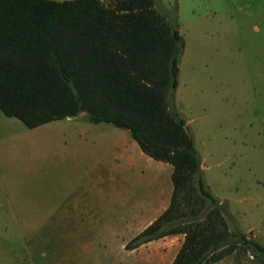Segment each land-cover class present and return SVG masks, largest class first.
Wrapping results in <instances>:
<instances>
[{
	"label": "rangeland",
	"instance_id": "rangeland-1",
	"mask_svg": "<svg viewBox=\"0 0 264 264\" xmlns=\"http://www.w3.org/2000/svg\"><path fill=\"white\" fill-rule=\"evenodd\" d=\"M156 6L177 15L184 37L176 102L204 178L240 228L264 244V0H156ZM96 126L113 125L89 122L84 113L35 128L14 122L12 146L3 150L8 168H0L7 172L0 185V264H144V256L121 246L129 230L112 196L118 161L113 139ZM106 192L109 221L60 220H69L79 200L98 201ZM214 264H264V257L239 247Z\"/></svg>",
	"mask_w": 264,
	"mask_h": 264
},
{
	"label": "trees",
	"instance_id": "trees-1",
	"mask_svg": "<svg viewBox=\"0 0 264 264\" xmlns=\"http://www.w3.org/2000/svg\"><path fill=\"white\" fill-rule=\"evenodd\" d=\"M185 46L156 0H0V109L27 127L85 114L173 167L169 206L125 245L184 234L171 264H214L264 244L208 186L176 102Z\"/></svg>",
	"mask_w": 264,
	"mask_h": 264
},
{
	"label": "crops",
	"instance_id": "crops-1",
	"mask_svg": "<svg viewBox=\"0 0 264 264\" xmlns=\"http://www.w3.org/2000/svg\"><path fill=\"white\" fill-rule=\"evenodd\" d=\"M17 121L15 117L5 115L0 109V168L2 170L3 167L8 168L7 154H3V150L12 146L13 126ZM98 127H101V132L113 139L111 151L113 159L118 161L116 167H113L112 181H116L117 185L114 186L112 196L116 200L115 207L119 215L117 218L123 223V229L129 230L128 237L121 243V246H125L128 240L144 230L169 206L173 193V167L168 162L158 161L146 155L128 130L114 125L112 127L96 126ZM5 174L4 177L3 172H0V185L7 178V172ZM142 178H146V181H142ZM109 197L110 193L106 192L101 193V199L98 201L92 198L79 200L74 205L69 220L61 218L60 220L74 224L109 221ZM95 206L102 207V210H98L99 215L94 214ZM104 207H106L105 210ZM183 240L184 234L168 235L151 240L132 250L144 256V264H171ZM175 241L178 243L175 244ZM155 244H161L162 248L153 246Z\"/></svg>",
	"mask_w": 264,
	"mask_h": 264
}]
</instances>
